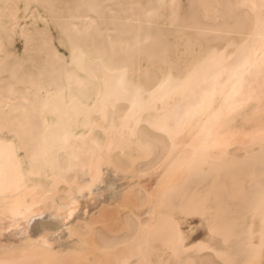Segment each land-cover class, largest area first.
<instances>
[{
  "label": "bare ground",
  "instance_id": "6f19581e",
  "mask_svg": "<svg viewBox=\"0 0 264 264\" xmlns=\"http://www.w3.org/2000/svg\"><path fill=\"white\" fill-rule=\"evenodd\" d=\"M0 264H264V0H0Z\"/></svg>",
  "mask_w": 264,
  "mask_h": 264
},
{
  "label": "rangeland",
  "instance_id": "374dc122",
  "mask_svg": "<svg viewBox=\"0 0 264 264\" xmlns=\"http://www.w3.org/2000/svg\"><path fill=\"white\" fill-rule=\"evenodd\" d=\"M205 230L201 229V228H196L195 230L192 231L191 235L189 236V240H194L198 237H202V235H204ZM201 235V236H200Z\"/></svg>",
  "mask_w": 264,
  "mask_h": 264
}]
</instances>
